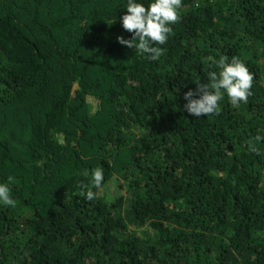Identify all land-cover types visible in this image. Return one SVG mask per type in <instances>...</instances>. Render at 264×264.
I'll return each instance as SVG.
<instances>
[{
    "label": "trees",
    "instance_id": "16d2710c",
    "mask_svg": "<svg viewBox=\"0 0 264 264\" xmlns=\"http://www.w3.org/2000/svg\"><path fill=\"white\" fill-rule=\"evenodd\" d=\"M126 4L0 0V182L17 202L0 205V264H264V0H182L158 61L118 43ZM220 56L252 73L247 103L189 115Z\"/></svg>",
    "mask_w": 264,
    "mask_h": 264
},
{
    "label": "clouds",
    "instance_id": "9594fccd",
    "mask_svg": "<svg viewBox=\"0 0 264 264\" xmlns=\"http://www.w3.org/2000/svg\"><path fill=\"white\" fill-rule=\"evenodd\" d=\"M182 0H150L147 7L142 0H127L126 13L120 18L124 30L132 33L131 39L118 37V43L129 49H135L141 56L150 61H158L165 53L161 47L166 44L172 34L171 25L179 19V9ZM212 60L215 70L209 71V83L204 86L198 84L195 91H188L184 95L186 101L184 110L191 116L202 117L218 113L220 102L227 96L233 105L247 103L251 95L253 75L246 64L237 57L220 56ZM257 142L264 137L257 135ZM249 151L259 155V150L251 144ZM14 177L9 176L6 182H0V205L16 207V200L12 198L10 184ZM104 181V169L96 167L91 169L89 185L91 186L81 195L86 200H93L96 193L91 188L99 189Z\"/></svg>",
    "mask_w": 264,
    "mask_h": 264
},
{
    "label": "rangeland",
    "instance_id": "374dc122",
    "mask_svg": "<svg viewBox=\"0 0 264 264\" xmlns=\"http://www.w3.org/2000/svg\"><path fill=\"white\" fill-rule=\"evenodd\" d=\"M90 103L93 105V106H95V100L94 99H90ZM115 191L116 190V187L115 186H113L111 189H110V191ZM100 191H102V190H100ZM105 191V190H104ZM104 191H102L101 192V194H104ZM106 195H107V192H106Z\"/></svg>",
    "mask_w": 264,
    "mask_h": 264
}]
</instances>
